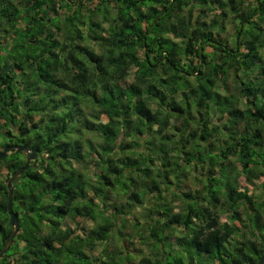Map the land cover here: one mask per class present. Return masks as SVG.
<instances>
[{"label":"trees","instance_id":"16d2710c","mask_svg":"<svg viewBox=\"0 0 264 264\" xmlns=\"http://www.w3.org/2000/svg\"><path fill=\"white\" fill-rule=\"evenodd\" d=\"M7 145L37 159L12 185L19 230L0 264H257L264 0H0ZM27 161L0 160V249L7 182ZM135 241L148 256L131 255Z\"/></svg>","mask_w":264,"mask_h":264},{"label":"rangeland","instance_id":"374dc122","mask_svg":"<svg viewBox=\"0 0 264 264\" xmlns=\"http://www.w3.org/2000/svg\"><path fill=\"white\" fill-rule=\"evenodd\" d=\"M226 33L228 34H232L233 33V29L232 27L229 25V24H226ZM96 141V140H95ZM77 168L83 170V172H85L90 178L93 179V176H92V171H93V166L92 164L90 163H86L85 165L83 166H79L77 165ZM239 182L242 186H246V183H245V178L244 177H240L239 178ZM256 183V186L252 187V186H248V189H249V194H253L255 196V198L257 199V204H260L264 201V190L261 188V181L258 180ZM190 185V187H193V185L191 186V183L190 182H187L186 184L184 185H181L182 186V189L185 190L187 189V187ZM239 212H240V218L241 219H246V212L244 210L243 207H240L239 208ZM139 221H142L138 218ZM81 223L82 219L79 220ZM263 221H264V216H263ZM143 222V221H142ZM220 222L223 223V222H229L228 221V217L226 215H222L220 217ZM134 223H128L126 228L125 229H122V235L119 233H117V229L118 228H115L114 231L110 234V238L109 240L107 241V243L105 244L106 245V249L108 250H115V248L119 247L120 246V243L122 241H124V239L128 238L131 234V232H134V227L132 226ZM64 225L68 226V227H71V228H75V225L73 224V222H71L70 220H66L64 222ZM85 227H90L92 226V222H85ZM141 231V228L139 229ZM243 230V228H242ZM144 231V229L142 230V232ZM244 231V230H243ZM168 234L170 233V231L167 232ZM124 235V236H123ZM179 233L175 232L174 234H172L169 238V241L171 243H174L175 242V239H176V236H178ZM104 245V246H105ZM104 246L102 245H98L97 246V250L91 254L92 255H96V253L100 252ZM131 255L132 256H140L141 254L144 255V256H148L149 255V248L148 246L144 243V244H139L138 242L135 241V243L131 246ZM178 255V253H176ZM181 255H183L181 253ZM196 253L194 252V257H195V260H198L200 258V256H195ZM187 257V256H186ZM184 261L187 262L188 261V258H185V256L183 257ZM137 261V259H135ZM169 260L171 261V258H169ZM137 263V262H135Z\"/></svg>","mask_w":264,"mask_h":264},{"label":"water","instance_id":"95a60500","mask_svg":"<svg viewBox=\"0 0 264 264\" xmlns=\"http://www.w3.org/2000/svg\"><path fill=\"white\" fill-rule=\"evenodd\" d=\"M12 151L15 153L20 152H26L28 153V161L27 164L20 169H18L8 180L7 186H8V196H7V211L8 215L10 217V226H11V233L8 236L6 242L4 243L2 249H0V259L1 257L9 250L11 245L13 244V241L17 235V232L19 230V219L14 214L12 210V193H13V183L29 168L34 167V161L37 159V153L31 152L28 147L26 146H19V145H7L3 148V150L0 152V160L6 158ZM257 264H264V254L261 255V257L258 260Z\"/></svg>","mask_w":264,"mask_h":264}]
</instances>
